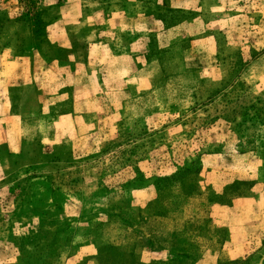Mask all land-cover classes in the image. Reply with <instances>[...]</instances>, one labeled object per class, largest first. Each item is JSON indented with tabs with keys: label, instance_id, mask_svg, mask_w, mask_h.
<instances>
[{
	"label": "rangeland",
	"instance_id": "obj_1",
	"mask_svg": "<svg viewBox=\"0 0 264 264\" xmlns=\"http://www.w3.org/2000/svg\"><path fill=\"white\" fill-rule=\"evenodd\" d=\"M0 53L12 113L54 93L0 146V264H264V0H0Z\"/></svg>",
	"mask_w": 264,
	"mask_h": 264
},
{
	"label": "crops",
	"instance_id": "obj_2",
	"mask_svg": "<svg viewBox=\"0 0 264 264\" xmlns=\"http://www.w3.org/2000/svg\"><path fill=\"white\" fill-rule=\"evenodd\" d=\"M102 44H90V50L93 49L92 54L95 56L92 59L97 60L96 58L98 56H102V54L106 51L104 50ZM3 54L0 53V57H2ZM115 57V56H113ZM117 58H120L118 56ZM116 58V59H117ZM23 59V58H20ZM24 62L20 63L17 61H8L5 63V66L3 64H0V75H2L4 78H0V146H7L8 154H15L21 150L22 147V134L24 133V122L28 119H32L35 116H40V112L42 111L43 115L45 114V107L47 104L51 101L48 99V96L54 95L52 94V90L47 92L45 91V85H36L38 90L41 89L44 90L45 93L43 95H46V99H44L41 96H37L35 94V100L33 101L32 98H30V103L26 101L25 105L23 106L22 111H19L18 113H12V98L9 96V91L14 88L15 86H18L17 88L27 87L31 86L30 83H20V79L23 80L25 77V74L27 70L25 69L21 72H19V67L26 65L27 58L23 59ZM28 65V64H27ZM24 68V67H23ZM31 69V67H29ZM11 70H15L14 72ZM48 73H52V71H49ZM75 74V73H74ZM31 90V89H30ZM24 101V102H25ZM28 105H31L30 107ZM65 116L61 115L58 116V120H62ZM57 124V122L55 123ZM41 135H49L46 132H43ZM2 154L0 153V177L3 174V164H2ZM261 195V194H260ZM258 198H262V195ZM254 205V203H246L243 206H247L246 208H242V215L246 212L249 216V213L251 214V210L249 212V208ZM240 210L236 207L231 209V217L236 216L235 214L239 212ZM245 211V212H244ZM249 212V213H248ZM249 243H251L249 241ZM249 245V244H248ZM233 248H236V246L232 245ZM244 246V245H243Z\"/></svg>",
	"mask_w": 264,
	"mask_h": 264
}]
</instances>
